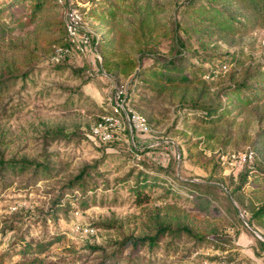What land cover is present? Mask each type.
Listing matches in <instances>:
<instances>
[{"label":"rangeland","instance_id":"rangeland-1","mask_svg":"<svg viewBox=\"0 0 264 264\" xmlns=\"http://www.w3.org/2000/svg\"><path fill=\"white\" fill-rule=\"evenodd\" d=\"M85 1L64 0L63 9L50 15L64 20L69 7L80 8ZM187 1L132 0L125 6L120 26L131 29L129 24L135 18L125 13L127 10L140 16L159 7L164 12L155 15L156 21L167 36L171 35L176 19L181 17V6ZM109 28L100 21L87 20L83 32L100 37ZM33 30L34 26L18 28L11 37L29 44L39 57L31 61L25 59L23 51L12 56L5 49L9 57L19 56L27 63L21 72H30L27 79L18 78L0 99V154L5 159L49 165L56 173L32 176L33 170H29L12 179L9 174L6 181L0 175V252H9L6 264L20 258L13 253L15 243L54 235L62 238L42 254L47 261L99 264L103 256L119 248L125 237H146L160 227L178 230L183 226L191 234L182 235L175 245L166 247L169 239L163 236L158 247H140L134 258L143 264H264V248L258 242L264 240L261 232L237 221L231 212L235 205L246 220L244 207L248 209L253 204L250 187L237 193L244 206L229 193L241 185L249 169L264 168V150L258 151L251 142L225 149L217 144L203 145L202 152L215 160L217 169L193 163L188 159V142L201 138L190 128L194 122L184 125L179 119L182 114L178 105L166 98L152 99L132 77L107 74L102 69V59L90 52L75 50L66 60H55L51 48ZM179 32V41L192 50L216 55L246 51L245 70L264 63V28L248 35H225L189 24ZM163 38L159 49L168 54L173 41L164 35ZM143 61L148 63L150 58ZM85 78L92 80L83 84ZM121 105L143 113L152 131L140 138L135 136L133 141L128 125L122 123L111 140L94 135L93 127L103 122V115L121 111ZM261 112L256 108L253 114L245 112L239 117L236 134L247 133L254 140L264 127ZM153 143L159 144L151 146ZM248 147L254 156L242 161L239 152ZM142 166L167 170L168 177L164 187L156 185L148 203L136 206L131 187ZM83 169L87 173L84 182L74 187L75 196L63 199L62 207L56 206L63 188ZM211 173L216 175L214 179ZM194 183L200 188L196 185L194 189ZM170 187L178 192V199L171 198L169 205L177 207L179 213L165 209L163 196ZM85 191L89 202L82 206ZM210 196L220 207V218L199 212L200 203ZM233 218L236 224H232ZM200 235L207 236L210 242L197 244L195 237ZM131 250V245L124 248V259L118 256L119 264H126Z\"/></svg>","mask_w":264,"mask_h":264},{"label":"trees","instance_id":"trees-1","mask_svg":"<svg viewBox=\"0 0 264 264\" xmlns=\"http://www.w3.org/2000/svg\"><path fill=\"white\" fill-rule=\"evenodd\" d=\"M131 1L87 0L80 7L86 20H96L110 25L100 37L97 35L91 37L101 53L102 69L107 74H117L124 78L132 77L133 81L148 90L154 100L166 98L178 105L182 114L179 119L184 125L194 122L190 128L194 135L201 138L198 141L191 139L188 142V159L193 163L212 171L217 169L215 160L208 158L202 152L203 145L210 147L217 144L225 149L248 145L251 142L254 148L263 151L264 127L254 140L247 133L236 134L238 132L236 127L239 124V117L245 112L253 114L256 108L261 109V117L264 119V63L250 65L249 70H245L244 66L248 59L246 51L216 55L192 50L186 47L185 42L179 41V31L185 30L187 25L191 24L194 27L211 28L225 35H248L264 28V0H188L181 6V17L178 21L176 19L174 29L168 36L167 31L161 30L156 21L155 15L164 12L159 7L140 16H136L138 13L135 11L127 10L125 13L134 15L135 18L129 24L131 29L120 26L125 6ZM62 9L63 5L58 0H0V99L18 78L27 79V73L30 72L25 74L21 72L27 63L19 56L9 57L5 49L11 52L12 56L23 51L25 59L31 61L39 57V53L32 50L29 44L12 39L11 35L16 29L34 26L33 31L51 48L52 54H55L56 48L60 46L71 48V52L64 56L65 60L76 50L68 37L64 20L50 15ZM163 35L173 41L168 54L161 53L159 49L164 39ZM145 57L150 58L148 63H144ZM206 63L210 66H206ZM91 80L85 78L83 84ZM111 114L113 112H106L104 115ZM29 170H33L32 176L41 173L48 177L56 173V170L49 165H39L27 159H5L0 154L2 180L6 181V176L9 174L12 175H9L12 179L14 175ZM86 173V169H83L69 182V185L63 188L56 199V206L62 207L63 199L69 200L70 197L75 196L74 187L84 182ZM167 177V170L142 166L137 173L135 185L131 187L136 206L148 203L152 199L156 185L164 187ZM215 177L216 175L211 173V178ZM192 185L194 189L197 188L196 185L199 188L201 186L196 183ZM247 187H250L249 193L253 198V204L248 209L244 207L246 216L248 214L246 220L240 216V210L235 205L231 212L237 221L246 222L248 226L261 232L264 239V168L256 166L249 169L237 189H230L228 186L225 188H229L231 197L238 204L243 205L241 196L237 193L246 192L244 190ZM170 188L163 196L165 209L168 213H179L177 207L169 205L171 198L178 199V192L174 193L173 187ZM88 202L89 196L85 191L81 204L87 206ZM199 206L201 214L212 218L221 217L220 207L211 196L207 200L204 199ZM235 219H232L234 221L232 224L237 223ZM184 234H191V231L184 226L178 230L160 227L151 236L125 237L119 243V248L103 256L99 264H119L118 256L124 259L123 250L129 245L132 250L128 254L126 264H143L134 258V253L140 247L154 249L159 246L163 236L169 239L166 247L175 245ZM61 238V235H54L39 241L32 239L15 243L14 245H17L14 246L13 253L18 254L20 258L12 264H61L47 261L42 257V254ZM195 239L199 245L206 241L210 242L205 235ZM214 241L216 243L217 240ZM258 242L264 248V240L259 239ZM8 256L9 252H0V264H6Z\"/></svg>","mask_w":264,"mask_h":264},{"label":"built area","instance_id":"built-area-1","mask_svg":"<svg viewBox=\"0 0 264 264\" xmlns=\"http://www.w3.org/2000/svg\"><path fill=\"white\" fill-rule=\"evenodd\" d=\"M61 4H64V0H58ZM64 24L68 33V37L71 40L73 47L80 52L92 53L100 60L101 54L98 50L97 44H94L91 40L90 34L83 32L86 28L87 20L78 7H69L65 13ZM71 52V48L60 46L57 47L54 54V59L60 61L66 54ZM120 97V95L118 96ZM121 111L116 109L111 115H104L103 122L93 127V133L96 136H100L103 140H111L115 136L116 128H122V123L128 125L131 132L132 139L134 141L136 133L149 134L152 131V127L148 122L145 115L137 111L136 109L121 105ZM117 112V113H116ZM108 123V124H107ZM107 125H110L109 127ZM159 143H153L151 146H157ZM254 151L248 147L246 151L239 152V157L242 161L252 159ZM236 157L235 154L232 155Z\"/></svg>","mask_w":264,"mask_h":264},{"label":"crops","instance_id":"crops-1","mask_svg":"<svg viewBox=\"0 0 264 264\" xmlns=\"http://www.w3.org/2000/svg\"><path fill=\"white\" fill-rule=\"evenodd\" d=\"M144 135H147V134H142V133H136V134H135V136H137V137H139V138H140L141 136H144ZM135 140H136V139H134V141H135Z\"/></svg>","mask_w":264,"mask_h":264}]
</instances>
